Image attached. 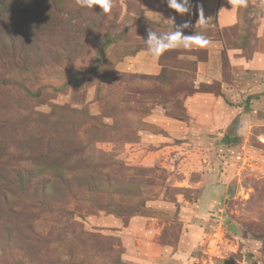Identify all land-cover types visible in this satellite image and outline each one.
Here are the masks:
<instances>
[{
  "label": "rangeland",
  "instance_id": "rangeland-1",
  "mask_svg": "<svg viewBox=\"0 0 264 264\" xmlns=\"http://www.w3.org/2000/svg\"><path fill=\"white\" fill-rule=\"evenodd\" d=\"M202 1L0 0V264H264V3Z\"/></svg>",
  "mask_w": 264,
  "mask_h": 264
},
{
  "label": "clouds",
  "instance_id": "clouds-1",
  "mask_svg": "<svg viewBox=\"0 0 264 264\" xmlns=\"http://www.w3.org/2000/svg\"><path fill=\"white\" fill-rule=\"evenodd\" d=\"M168 7L174 9L179 14L190 12L191 0H166ZM264 3V0H261ZM231 8L247 7V0H228ZM76 4L85 9L99 8L102 13L108 14L114 6V0H76ZM163 18L161 17L159 24L162 25ZM173 21V20H172ZM201 28H206L209 22L205 19L201 10L199 19ZM152 25V24H151ZM191 27L190 21H185L181 24H173L171 29L158 31L153 26L146 29V37L143 38L148 53L153 58H159L166 51L183 48L192 49L193 47H204L210 43L209 38L203 32L185 33V29Z\"/></svg>",
  "mask_w": 264,
  "mask_h": 264
},
{
  "label": "crops",
  "instance_id": "crops-1",
  "mask_svg": "<svg viewBox=\"0 0 264 264\" xmlns=\"http://www.w3.org/2000/svg\"><path fill=\"white\" fill-rule=\"evenodd\" d=\"M199 5H200V7H199L198 11L196 12L197 20L199 19V15H200L201 10L203 12L205 19L211 18V17H214V18L219 17V20H221L223 22V24H220V26L225 25L224 23L226 22V20H228L232 15H234V17L236 18V9L237 8H231V5L228 3V0H203L202 3ZM174 16H176V18L180 19V20H178V21H180V23L184 22V20H186L188 18L187 13L179 14L177 12H174V13L173 12H169V13L166 12L161 17L163 18V20H165L163 23L166 24V23H170L173 20ZM196 16H195V18H196ZM178 21H173L174 23H172V24H178V23H175ZM229 21L232 22V19L230 18ZM167 25H171V24H167ZM157 59L158 58H156V60Z\"/></svg>",
  "mask_w": 264,
  "mask_h": 264
},
{
  "label": "trees",
  "instance_id": "trees-1",
  "mask_svg": "<svg viewBox=\"0 0 264 264\" xmlns=\"http://www.w3.org/2000/svg\"><path fill=\"white\" fill-rule=\"evenodd\" d=\"M31 178V177H30ZM20 179V183H22L21 181L23 180L21 177L19 178ZM24 185V184H23Z\"/></svg>",
  "mask_w": 264,
  "mask_h": 264
}]
</instances>
